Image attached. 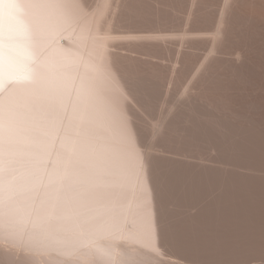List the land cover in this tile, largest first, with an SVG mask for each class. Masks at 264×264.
<instances>
[{"label":"snow or ice","instance_id":"6c2138e0","mask_svg":"<svg viewBox=\"0 0 264 264\" xmlns=\"http://www.w3.org/2000/svg\"><path fill=\"white\" fill-rule=\"evenodd\" d=\"M211 2L105 0L101 13L97 0H0V264H40L36 254L54 255L51 242L68 225L89 230L110 224L105 235L132 243L138 222L151 214L158 231L168 232L165 193L173 179L168 165L181 154L162 149V143L183 145L191 136L187 128L161 131L139 113L149 111L159 74L137 49L162 39L164 32L140 25H155L174 12L191 22ZM256 6L251 0H222L218 33L237 8ZM259 6L264 9V0ZM36 10L70 11L90 21L89 37L97 45L95 71L85 66L83 72H52L38 55L26 52L27 74L16 75L18 26ZM116 32L125 34L123 56L115 52L120 45L112 43ZM30 36L39 37L38 24ZM117 83L123 90L119 99ZM129 98L139 105L135 114ZM200 103H229L203 74L178 107ZM261 136L264 140V129ZM261 158L264 164V151ZM189 264H264V249L243 261Z\"/></svg>","mask_w":264,"mask_h":264},{"label":"bare ground","instance_id":"6f19581e","mask_svg":"<svg viewBox=\"0 0 264 264\" xmlns=\"http://www.w3.org/2000/svg\"><path fill=\"white\" fill-rule=\"evenodd\" d=\"M103 13L105 0H97ZM237 8L223 32L217 31L222 0H212L188 21L183 12L165 14L162 22L148 21L143 28L160 27L163 38L137 49L150 58L159 74V91L144 120L189 131L191 141L162 149L177 152L168 165L173 179L165 197L170 229L160 233L149 214L137 225L134 242L115 241L106 232L112 225L81 230L68 225L53 239L52 251L37 253L44 264H189L190 261H243L264 249V9ZM70 11H34L18 26L16 75L27 73L26 52L39 56L50 71H95L97 45L88 25ZM39 25V37L34 34ZM113 34L118 55L125 54L122 38ZM171 68V71L169 69ZM180 69L177 76L176 69ZM203 78L219 86L228 99L224 105L200 103L178 107L188 91ZM122 88L117 83L114 95ZM135 114L139 105L129 98ZM155 117V120H153ZM191 125V127H189Z\"/></svg>","mask_w":264,"mask_h":264}]
</instances>
